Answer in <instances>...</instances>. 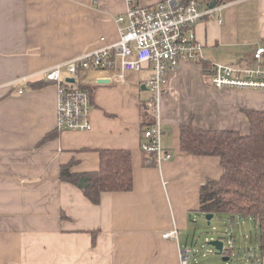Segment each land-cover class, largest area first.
I'll return each instance as SVG.
<instances>
[{
  "label": "crops",
  "instance_id": "1",
  "mask_svg": "<svg viewBox=\"0 0 264 264\" xmlns=\"http://www.w3.org/2000/svg\"><path fill=\"white\" fill-rule=\"evenodd\" d=\"M160 1L137 0L144 6ZM128 5L0 0V264H182L180 249H192L198 234L190 224L206 217L198 212L201 185L219 178L222 167L217 156L184 152L180 125L193 116L198 127L247 134L245 110H264V90L216 87L202 64L185 60L169 72L160 99L162 145L174 156L152 164L141 146L143 125L155 122L146 93L151 69L129 71L123 80L86 70L78 82L93 89L92 127L59 131L58 87L44 80V72L117 41L116 18ZM195 32L206 60L256 67L254 52L264 45V0L232 1ZM38 82L43 84L32 86ZM104 148L131 151L134 187L103 192L95 204L79 183L64 181L61 170L71 161L74 172L98 170ZM245 219L253 218L229 216V229ZM174 228L177 239L163 237ZM213 229L219 236L210 240L222 234ZM191 232L192 240H183ZM259 252L244 264H264ZM192 259L189 264H197Z\"/></svg>",
  "mask_w": 264,
  "mask_h": 264
},
{
  "label": "built area",
  "instance_id": "2",
  "mask_svg": "<svg viewBox=\"0 0 264 264\" xmlns=\"http://www.w3.org/2000/svg\"><path fill=\"white\" fill-rule=\"evenodd\" d=\"M216 4L212 6V3ZM230 2L218 0H163L144 6L128 0V9L117 16V41L88 51L70 60L56 63L44 72V80L58 87L59 131H86L92 127V92L80 85L78 76L86 70L107 72L110 79L123 80L129 71L151 69L146 86L152 93L149 101L155 122L143 131L142 150L150 155L151 163L161 164L173 158L162 145L163 129L159 120L160 99L168 83L169 72L185 60L204 65L210 84L216 87L264 90V45L254 52L256 67L213 63L204 58V44L197 38L195 26L212 19ZM104 40V37H101ZM73 77L74 82L67 78ZM22 81L27 82L29 77ZM23 89L21 90V92ZM165 238H178V229L163 233ZM193 250L180 249L182 264H189Z\"/></svg>",
  "mask_w": 264,
  "mask_h": 264
},
{
  "label": "trees",
  "instance_id": "3",
  "mask_svg": "<svg viewBox=\"0 0 264 264\" xmlns=\"http://www.w3.org/2000/svg\"><path fill=\"white\" fill-rule=\"evenodd\" d=\"M208 64L206 61L203 65L205 73ZM90 90L93 98V89ZM245 113L250 122L247 134L198 127L190 116L180 125V146L189 154L220 159L222 174L217 179L208 178L201 185L198 212L214 217L229 215L233 219L252 217L259 227V248L264 254V110H245ZM153 123H145L144 129ZM73 165L71 161L62 166V179L77 184L81 177H87L88 185L82 190L95 204L101 201L103 192H128L134 187L132 154L128 149H100V166L96 171L74 172Z\"/></svg>",
  "mask_w": 264,
  "mask_h": 264
},
{
  "label": "rangeland",
  "instance_id": "4",
  "mask_svg": "<svg viewBox=\"0 0 264 264\" xmlns=\"http://www.w3.org/2000/svg\"><path fill=\"white\" fill-rule=\"evenodd\" d=\"M146 93L148 98L150 97L151 99L152 93L148 90ZM228 218L229 215L215 216L211 220V223L208 224L206 217L202 215L190 224V229L192 231L196 230L198 233L197 238H195V241L191 245L193 250L192 256L194 261L198 260L197 264H230L233 262L244 264L250 260L251 255L254 257H252L250 262L255 258V255L258 258L260 257L258 246L259 227L256 225L255 220L245 219L243 226L230 227L229 229L231 224L228 222ZM213 228H219L222 232L220 236L225 242V247L229 248V253L226 254L230 256V260L228 261H224L223 255L216 254L214 248L207 244L210 241V237L219 236V233ZM192 233H190L191 235L186 233L183 240H186L189 236L190 240H192ZM180 237L182 238V236Z\"/></svg>",
  "mask_w": 264,
  "mask_h": 264
},
{
  "label": "water",
  "instance_id": "5",
  "mask_svg": "<svg viewBox=\"0 0 264 264\" xmlns=\"http://www.w3.org/2000/svg\"><path fill=\"white\" fill-rule=\"evenodd\" d=\"M216 4V1H214L212 3V6H214ZM68 81L74 82V78L73 77H69L67 78ZM99 83H106L109 82L108 79H101L98 81ZM88 185V178L87 177H81L80 181H79V186L81 188L86 187ZM214 215L213 214H207L206 215V219L208 224L211 223V220L213 219ZM207 244L211 245L214 250L215 253L218 255H223V260L224 261H228L230 260V256H227L226 254L229 252V248L225 247V242L223 239L217 238V239H211L210 241L207 242Z\"/></svg>",
  "mask_w": 264,
  "mask_h": 264
}]
</instances>
